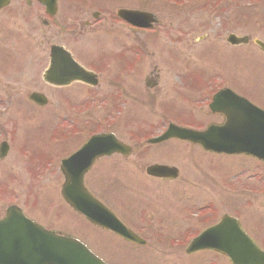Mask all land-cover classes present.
Returning <instances> with one entry per match:
<instances>
[{
	"label": "rangeland",
	"instance_id": "1",
	"mask_svg": "<svg viewBox=\"0 0 264 264\" xmlns=\"http://www.w3.org/2000/svg\"><path fill=\"white\" fill-rule=\"evenodd\" d=\"M59 1L57 18L61 21L71 0L66 5L62 3L65 0ZM177 1L189 2L182 6L174 4V0L84 2L89 3L90 10L102 11L105 16L102 21L108 18L102 24L97 23L94 29L88 28L89 38L93 41L82 44L87 50L84 59L95 62L94 67L101 71L100 85L92 90L78 88L77 84L59 89L42 81L44 63H39L41 56L38 53L43 40L40 35L43 25L38 17L42 14L38 3L29 7L17 0L0 12V52L8 58L7 62L16 65V68H3L0 72V108L3 109L0 111V124L2 122L1 125L8 130L10 144L14 142L7 156L0 160V208L8 201H16L26 214L48 228L84 239L108 264H230L228 259L211 251L185 253L189 234L195 235L207 226L201 220L203 215L200 211L205 206L218 210L222 202L224 206L220 212L212 213L213 219L231 208L249 232L256 236L264 234V193L237 192L243 186L264 189V163L244 155L210 157L197 148L191 151L197 159L189 161L190 148L185 142L169 140L162 142L161 146H154L141 144L135 138L131 140L133 131L144 133L143 136L156 131L155 125L160 124L164 110H174L182 115L179 120L198 125L216 120L207 110L191 111L190 103L184 102L187 96L170 103L176 98L166 88L171 82L176 83L178 76H189L191 84L196 78L205 77L204 82L208 85L215 82L212 87L227 82V87L264 108V52L254 42L255 39L264 41V0ZM120 7L151 10L158 15L160 23L153 31L132 33L128 27L123 31L112 22V16ZM77 15L78 22L84 26L86 14L80 11ZM231 32L248 35L250 42L230 46L225 38ZM76 38L78 44L83 39L82 35ZM57 42L68 47L72 45L67 35L58 38ZM139 51L142 58L136 70L131 66ZM97 52L103 54L101 63L95 55ZM119 52L125 55V71L116 60L109 68V55L119 56ZM155 67L160 82L155 92L149 90L155 94V103L149 106L145 103L150 97L143 81ZM119 73L124 77L129 92L126 97L116 94V86L107 83L112 78L119 79ZM179 86L182 87L181 84ZM203 88L204 85L186 87L184 91L186 95L197 97ZM32 91H44L49 104L44 108L36 107L35 111L28 100ZM9 98L14 99V106ZM17 101L23 105H18ZM4 105L8 106L6 110ZM74 105L94 106L90 114L78 120L80 129L83 124L88 129L81 130L83 134L75 141L72 135L79 113ZM119 110H124L126 115L117 120L114 116ZM107 118H111L109 123H106ZM31 120L36 125L35 129L29 123ZM103 126H109L123 141L132 144L134 153L125 160L119 155L100 160L86 182L128 227L147 240L144 246L128 244L111 233H106L102 239L99 229H96L98 236H94L99 242L94 245L86 233L92 237L94 227L77 217L60 196L64 182L61 160L79 148L91 132ZM16 128L18 135L12 139ZM58 136L69 138L55 144L53 140ZM26 140L29 142L25 144L31 143V146L22 145ZM165 146L170 147V151L167 152ZM27 148L30 150L28 155L24 151ZM159 148L165 152L156 153ZM172 152L179 154L174 153V157ZM169 154L173 158H166ZM156 162L178 167L179 177L173 181L148 177L146 167ZM102 176L106 183L103 179V185L98 186ZM175 190L179 191L175 193ZM252 215L257 218L251 219Z\"/></svg>",
	"mask_w": 264,
	"mask_h": 264
},
{
	"label": "water",
	"instance_id": "2",
	"mask_svg": "<svg viewBox=\"0 0 264 264\" xmlns=\"http://www.w3.org/2000/svg\"><path fill=\"white\" fill-rule=\"evenodd\" d=\"M9 1L0 0V8L7 5ZM40 1L48 6L52 5L53 10L55 9V0ZM119 15L134 25L142 27L152 26V23L157 22L154 14L147 11L120 9ZM230 41L242 43L247 39L233 34L230 36ZM258 44L264 49V43L258 42ZM63 67L65 66L60 64L58 69ZM76 70L78 74L74 77H86L82 69L76 68ZM223 98L224 100L232 99L236 103L235 106L237 105L234 111L231 109L225 111L227 118L225 125L212 126L203 132L172 129L166 137L178 136L193 143H200L205 148L214 151L232 154L245 152L264 159V112L230 90L219 93L215 100L222 102ZM248 110L250 116L238 119L240 112ZM116 151L125 152L126 149L112 134H99L93 136L79 151L64 160L62 165L65 176L63 196L70 205L91 221L111 229L128 241L144 244L143 239L118 221L110 211L88 193L84 186V173L96 157L110 155ZM148 173L157 176L167 174L176 176L177 171L174 168L154 165L148 168ZM10 221H14L11 225L14 226L15 250L17 247L23 250L21 258L20 253L16 257L14 254V264H72L73 260L74 264H105L78 241L46 231L23 218L20 213H17L14 220L10 219ZM209 248L227 254L233 264H264V251L246 236L236 219L228 216L193 239L187 252Z\"/></svg>",
	"mask_w": 264,
	"mask_h": 264
},
{
	"label": "flooded vegetation",
	"instance_id": "3",
	"mask_svg": "<svg viewBox=\"0 0 264 264\" xmlns=\"http://www.w3.org/2000/svg\"><path fill=\"white\" fill-rule=\"evenodd\" d=\"M14 1H17V0H13L12 3L8 6V8L10 6H12ZM19 1L24 2V4L29 6V7H31L35 3H38L42 8V14H40L38 16L39 20L41 21V23L43 25L42 26L43 28L41 29V32H40V35H41V37H43V40H42V43L39 45L40 50L38 53V55L41 56V58H39V63H44L43 69L41 72L42 78H43V74H45V72L49 68V63H50L51 59H54L57 64L60 63V64L65 65V67H63V72L59 73V76L51 75L52 79H54V80H56V79H68V78H70V76H72L74 74V71L72 69H68L69 68L68 58H67L68 54L66 52H64L63 50L53 51L54 45H59L65 51H68L71 54L74 61L81 64L83 67H87L88 65L95 66L94 65L95 62L88 61V60L84 59V57L86 55L85 52H87V50H85L84 47H82V44H84L86 42L91 43L93 41V39L91 40V38H89L90 34H89V31L87 30L88 28L94 29L95 27H97V26H95L97 23L102 24L106 20H108V18H106L104 21H102L105 18L102 11H100V10L92 11L88 7L89 3H83L81 5H78L77 1L74 2V0H71L69 3L70 4L69 7H66V9L64 10V13L66 14L65 17L63 19H61V21H59V18H57L58 14L60 12V5H61L59 0H57V6H56V13L55 14L48 13L47 6L41 4L37 0H19ZM67 1L68 0H65L62 3H65V5H66ZM80 11H83V13H85L87 16V18L83 21L84 26H81V24L78 22V18H77L78 15L77 14ZM112 22L114 23V25H118L119 27H122L123 31H125L126 27H128L129 31H131L132 33H140L142 31H144V29H142V28L134 27V26L128 24L126 21H124L122 19H118V17L116 15L112 16ZM123 34H125V32ZM64 35L69 36V38L72 42V45H69V47L66 45H63L61 42H59V43L57 42L58 38H60ZM80 35H82L83 39H81V42L78 44L77 43L78 39L76 37H78ZM221 38L222 37H218V39H221ZM140 45H143V44H140ZM137 46H135V49L137 48ZM230 46L236 47L233 45H230ZM142 48L143 47H141V49ZM121 52H123V51H121ZM121 52H119V56L109 55V57L107 59V61L109 63V68H110V66H111V68L113 67V65H114L113 60L117 59V60H120L119 62L116 60L119 64V66L123 65L122 69H123V71H125L124 67L127 65V63H126L124 53H121ZM137 54L138 55L136 56V58L139 59V62H138V64H139L141 61V58H142L141 52L139 51V52H137ZM95 55H96L97 59L99 60L98 63H101L102 58H103V54H101V52H97V53H95ZM106 55H108V53H106ZM121 60H123V61H121ZM101 67H104V66L102 65ZM137 67H136V69H137ZM154 69L158 70L156 67ZM118 78L119 79H117V80H113V78H112V80H108L107 83L113 84L114 86H116V88H117V91H115L116 94L119 93L120 96L126 97L129 92H128V89L126 87V82H124V80H123L124 77L121 76V74L119 73ZM146 79H147V76L145 77V79L143 81L145 86H146ZM43 80H44V78H43ZM159 80H160V78L157 79L156 85L153 86L152 88L146 87L148 90L150 98H148V100L146 99L145 103L148 104L149 106L152 105V103H155V100L153 99L155 97V94L149 92V90L155 92V90L159 86V82H160ZM204 80H205V78H196L195 83L191 84V79L189 76L188 77H181V76L176 77L177 82L176 83H174V81L171 82V84H169V87L166 88V89H169L170 93L173 96H175V98H176V99H173L172 102H170V103H174L175 100L179 101L181 99V96H183V97L187 96L185 100L190 99L191 101H195L198 104H202L201 107L203 109H207L208 113L211 116L216 118V120H210L205 124L222 122L224 119L222 114L212 113L209 109L210 96L207 94V92L213 91L214 89L211 86V84L208 85L209 83L204 82ZM89 81H95V83L93 85H90L86 82L75 81V82L71 83L72 84L71 86H74L77 84V86L79 85L78 88L83 87V89L86 88L88 90L91 88L99 87V85H100V77H98V78L94 77L92 79L89 78ZM46 84H48L49 86L56 87V86L49 84V83H46ZM179 84H181L182 87H180ZM202 85H204L205 88H203L201 95H199L197 97H194L193 95H189V94L186 95V92L184 91L186 89V87L194 88V87H199V86L201 87ZM175 89L179 90L181 92H179V91L175 92ZM158 94H160V92L157 93V95ZM209 94H210V92H209ZM108 98L111 99L110 96ZM112 99H113V97H112ZM185 100H184V102L187 103V101H185ZM163 101L167 102V99H163ZM109 111H111V110H109ZM164 112H165V110H164ZM164 112L162 113V118L159 120L160 124L155 125L156 131H162L163 129H165L166 125L170 122V119H166V121H168V122L165 123V121H164L165 113ZM106 121H107L106 123H109L108 122L109 118H107ZM124 121H125V118H124L123 122ZM184 123H186V122H184ZM196 125H198V124H196ZM76 127L78 128V125H76ZM138 129H140V128L138 127ZM103 130L104 131H110V129L108 127H105V126H104ZM142 136H143V134H138L137 132L133 131V134L131 135V140H134V138H135V141L139 142V141H141L139 139H142ZM74 138H78V137H76L74 135ZM127 144H130V143H127ZM130 146L133 148V152H132V154H133L134 153V147L132 146V144H130ZM123 158L127 159V157H124V156H123ZM2 205L3 206L0 208V218H4L7 215L9 207L13 205V201H8V202H6V204H2ZM24 214H26L25 211H24ZM26 215L28 217H30L28 214H26ZM30 218H32V217H30Z\"/></svg>",
	"mask_w": 264,
	"mask_h": 264
}]
</instances>
